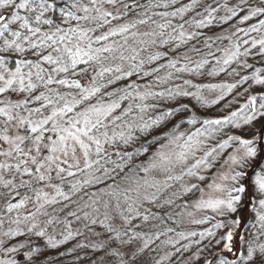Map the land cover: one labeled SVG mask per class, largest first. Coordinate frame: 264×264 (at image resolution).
I'll use <instances>...</instances> for the list:
<instances>
[{
	"label": "snow or ice",
	"instance_id": "snow-or-ice-1",
	"mask_svg": "<svg viewBox=\"0 0 264 264\" xmlns=\"http://www.w3.org/2000/svg\"><path fill=\"white\" fill-rule=\"evenodd\" d=\"M261 16L264 0H0V264H190L176 245L197 233L168 221L231 216L245 193L252 230L234 258L215 249L233 252L243 216L200 232L193 259L264 264V35H238ZM221 73L235 82L189 78ZM239 88L247 102L221 118L184 102Z\"/></svg>",
	"mask_w": 264,
	"mask_h": 264
},
{
	"label": "trees",
	"instance_id": "trees-1",
	"mask_svg": "<svg viewBox=\"0 0 264 264\" xmlns=\"http://www.w3.org/2000/svg\"><path fill=\"white\" fill-rule=\"evenodd\" d=\"M184 2H188V0H184ZM226 2V0H218V3H224ZM227 2L231 3H235L236 0H227ZM218 15L222 16L224 15V12L221 11L220 13H218ZM259 19H264V16L261 17H257V18H253L251 21L246 22L243 25H239L240 27H244V28H249L251 26V24H257L258 25V21ZM236 23V20H233L230 22V24H234ZM230 24L229 25H224V28H227L229 31L227 33H222V34H230L231 32V28H230ZM207 31V30H204ZM214 31H216L217 33H220V29L216 28L214 29ZM209 35H211V32H208ZM241 39H249L251 40L252 37H256L259 38L260 35H264V30H261L260 33H256V32H252L249 35L245 36L243 33L238 34ZM225 43H227V41H225ZM250 46V45H249ZM202 47V46H201ZM217 55H221V53H217ZM194 59H197L198 57H195V55L193 54ZM251 62V61H250ZM214 64V61L212 62ZM260 66V65H257ZM207 67V66H206ZM166 72V70H162L160 75H164ZM193 79V83H215V84H220V83H231V82H235V78L233 77H229L224 73H221L218 76L212 77V76H197V77H189ZM132 80H135L136 77H132ZM176 83H180V81H175ZM174 82V83H175ZM117 86H121V85H117ZM170 86V85H169ZM109 91H111V88L108 89ZM192 91H195V89H190ZM202 94L207 98L208 102H209V106L207 107H201L197 101L195 99H191V98H184V102L185 103H189L190 106L195 105L196 108L198 109L197 115L200 117V119H204V118H221L225 115L230 114L231 111H236L238 109L241 108V105H244L247 102V97L246 95H238V92H243L242 88L239 89H234L231 93H228L225 95V99L220 101L219 105H222L224 110L221 111L219 109H217V107H215L213 105V107L211 106L212 104H210L209 100H213L216 99L218 96V90L217 91H211V90H206V89H201ZM212 98V99H210ZM216 109L218 111H216ZM246 111V110H245ZM242 122V121H241ZM192 126L189 125H185V128H190ZM196 127H199V125H196ZM236 134H239L241 136H244L246 133L243 129H235ZM209 147H212L211 145H208ZM250 195L249 193H245L242 203L243 204H247V208L241 207L238 209V211L234 214H232L231 216L228 217H220L217 218L215 217V219H210L208 223L205 224H201V225H197V224H190V225H184V227L180 224V222L178 221L180 219V217H176L175 218V222L173 221H168V227H172L175 229L176 232H183L185 233V235H187L190 232H196L197 236H189L188 239L185 240H180V244L176 245L177 247H180L181 245H189V249L188 251L185 253L188 254L189 260H190V264H197V262L193 259V254L197 251L198 248H203L205 244L208 243L209 238L205 237L203 241H201V243L198 245L196 243L197 240H200L199 237V233L205 231V229H214L213 225L216 224L217 222L223 220L225 222H227L228 220H234L240 216H243L244 218V222L243 225L241 227H235L233 228V240H232V247H233V252L232 253H228L226 250L223 249V244H221L219 247H217L215 249L216 253H218V260L219 259H226V260H231L234 258L236 251L240 249L241 247V239L240 237L245 235L247 232H249L251 229V224L254 218V213L252 211V205L251 203H249V199H250ZM175 213V211H173ZM204 214V215H203ZM200 214L197 218L201 219L204 216H208V217H212V215H208V214ZM185 217V216H184ZM181 221V220H180ZM192 221V220H191ZM179 224V225H178ZM216 229V228H215ZM222 230V235H224L228 229L226 228H221ZM169 235L173 236L175 239H180L179 237H177L175 235V233H170ZM162 239H164V237H162ZM74 243V242H73ZM159 243V242H158ZM68 246H71L68 245ZM164 249V248H163ZM160 251L159 253H147L145 256V259L148 261H151V259L153 257L158 258L160 255H163L164 252ZM165 252H171L174 251L173 248H171L170 246L168 247L167 250H164ZM204 256H209L208 252L205 251L203 253ZM209 258H211L209 256ZM218 260L216 262V264H218ZM199 264H203V260H201L199 262Z\"/></svg>",
	"mask_w": 264,
	"mask_h": 264
},
{
	"label": "rangeland",
	"instance_id": "rangeland-1",
	"mask_svg": "<svg viewBox=\"0 0 264 264\" xmlns=\"http://www.w3.org/2000/svg\"><path fill=\"white\" fill-rule=\"evenodd\" d=\"M163 75V74H162ZM175 82V81H174ZM176 83V82H175ZM210 99H212V98H210ZM210 101V104H211V101L212 100H209ZM213 105L215 106V107H217V109H219L220 111H221V108H222V111L224 110V108H223V106L222 105H219V103L218 104H212L211 106L213 107ZM216 109V111H218ZM223 127H227V128H230V125L229 126H223ZM236 130H233V131H230L228 134H233V132H235ZM245 131V135L244 136H249L251 133H249L248 131H246V130H244ZM235 134H236V132H235ZM221 136H223V133H221L220 135H218L217 136V140H219L220 138H221ZM224 138H226V137H224ZM215 143H216V141L215 140H210L209 142H208V145H211V146H215ZM237 145H235V144H231V148H235ZM231 149H225L224 151L225 152H227V151H230ZM217 168H219V166L217 165ZM216 171V169H214L213 170V173ZM207 176H208V180L206 181V183L207 182H211V180H212V174H206ZM182 202L181 201H177V204H181ZM170 211H175V212H180L181 211V209L180 208H177V207H175V206H173V208L172 209H170ZM187 211H192L193 212V216L192 217H189V216H187ZM203 213H205V214H208V215H212L213 213H211L210 211H208V212H201V211H196V210H194V209H191V208H189V209H187L186 211H185V214L182 216V217H180V219L178 220L179 222H180V224L184 227V225L186 226V225H190V224H192V221L191 220H193V219H198L197 217L200 215V214H203ZM204 215V214H203ZM214 215V214H213ZM185 216V217H184ZM217 218H220L221 216H216ZM225 217V216H224ZM226 217H228V216H226ZM181 220V221H180ZM195 224V223H194ZM179 225V224H178ZM197 225H201V224H197ZM212 231L214 232V233H216L217 235H216V238H219V236H221L222 235V230L221 229H212ZM168 249V247L167 248H164L163 249V252H165L164 250H167ZM186 257H188V254H186L185 255Z\"/></svg>",
	"mask_w": 264,
	"mask_h": 264
}]
</instances>
